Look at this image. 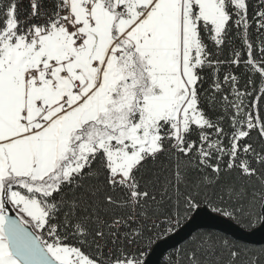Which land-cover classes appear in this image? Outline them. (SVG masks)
Returning a JSON list of instances; mask_svg holds the SVG:
<instances>
[{
	"label": "snow or ice",
	"instance_id": "6c2138e0",
	"mask_svg": "<svg viewBox=\"0 0 264 264\" xmlns=\"http://www.w3.org/2000/svg\"><path fill=\"white\" fill-rule=\"evenodd\" d=\"M249 7L30 0L21 19L18 0H0V264H145L128 246L179 224L159 220L163 205L198 208L223 174L240 183L222 186L231 210L213 211L264 225V0ZM161 157L157 194L145 172ZM240 254L206 238L187 259Z\"/></svg>",
	"mask_w": 264,
	"mask_h": 264
},
{
	"label": "trees",
	"instance_id": "16d2710c",
	"mask_svg": "<svg viewBox=\"0 0 264 264\" xmlns=\"http://www.w3.org/2000/svg\"><path fill=\"white\" fill-rule=\"evenodd\" d=\"M20 1L21 0H18L19 14H20L21 19H23V17H25V15H27L28 11H30V6H29L28 1L26 0L25 8L21 9V5H19ZM249 4H250L249 13L251 16L254 12V9L256 8L257 0H249ZM23 13L25 15H23ZM251 33H252L253 39H255L256 33H255V26L254 25L251 29ZM238 43H239V41H237V44ZM224 56L225 57L228 56V49L227 48H225ZM233 71L236 72L237 74H239V70L233 69ZM247 79H248L247 76L242 77V79L240 81L241 86H243L245 84ZM207 86L208 85L205 84V87H207ZM259 104H260L261 108L264 109V99L260 100ZM254 137H255V134H254ZM167 164H168V162L166 160H164L163 157H161L155 164H153V162L151 160H149L147 163L145 178L146 179H152L153 174H156L155 178L158 182L154 184V188L157 191V194L160 191V187H161L163 181L170 174L169 169L167 167H165V165H167ZM199 175H200L199 173H191L188 177V180H189L188 187L182 188V190L183 191H192L193 190L192 185H193L194 181L196 180L197 176H199ZM233 182L240 183V181L238 180L235 173L223 174L220 182L218 184H216L215 186H208L206 189L201 188L200 196H199V207L207 206L209 209H211L213 211L214 207L220 206V207H225L227 210H231L227 206V204H221L219 197L221 195L222 186H225V185L233 183ZM158 198H159V196H158ZM225 200L227 201V197H225ZM196 209H194L192 211H186L182 204L179 207V209H177L175 204H174V201H169L163 205L162 215L159 217V220L164 219L166 216H172L173 219L178 218L180 221L179 222V228H180L183 224H185L191 218L192 214L194 213V211ZM177 211H179V213H180L179 217H176V215H175V213ZM213 212L220 214V215H223L222 212H216V211H213ZM228 218H230V217H228ZM230 219L233 220L234 222H236L237 224H239L240 226H242L243 228L248 229V230H251V229L260 225L259 223L252 224L250 222L251 218H249V217H241L238 219L237 218H230ZM159 220L157 222H159ZM148 226L151 227V221L148 222ZM133 227H135V225H133ZM158 232H159V229L158 230L152 229V232H150V233L146 232L145 238H142L139 241V243L135 244L134 246H132V245L128 246L129 250H138V248H140V249L145 248L146 244H147V246L149 245L148 240H147V236L152 237V240H151V242H152L153 240H156L158 238ZM206 238L210 239L213 242L227 239L231 244H235L238 248H240L241 254H240V257L237 261V264H248V262H250L252 260V258H255L256 264H264V245L247 244V243H244L242 241L235 240L232 237H230L224 233H221L219 231L212 230V229H201V230L197 231L190 239H188L186 242H184L182 245H180L177 249L173 250V255H172L171 259H169L168 263L170 262L171 264H177L176 258L179 255V257H180L179 264H188L187 254L189 253V251L195 249L197 247V245L200 244L201 242H203ZM111 246H112L111 244L108 245V247H111ZM117 247H119V244L117 245ZM244 248L249 249V251H247V252L243 251ZM104 251H105V254L107 255L108 248L106 247L104 249ZM219 252H220V250L217 249V254H219ZM224 258L227 259V256L225 255Z\"/></svg>",
	"mask_w": 264,
	"mask_h": 264
},
{
	"label": "water",
	"instance_id": "95a60500",
	"mask_svg": "<svg viewBox=\"0 0 264 264\" xmlns=\"http://www.w3.org/2000/svg\"><path fill=\"white\" fill-rule=\"evenodd\" d=\"M10 214L15 215L10 211ZM201 229H212L235 240L252 245H264V225L245 229L230 218L217 214L207 206L197 208L191 218L174 234L157 241L145 259V264H161L163 256L190 239Z\"/></svg>",
	"mask_w": 264,
	"mask_h": 264
},
{
	"label": "built area",
	"instance_id": "2783aa9c",
	"mask_svg": "<svg viewBox=\"0 0 264 264\" xmlns=\"http://www.w3.org/2000/svg\"><path fill=\"white\" fill-rule=\"evenodd\" d=\"M27 1H28V3H29V6H30V0H27ZM25 3H26V0H21V1L19 2V5H21V9H24V8H25V6H26ZM23 15H25V14L23 13ZM25 16H26V15H25ZM23 18H24V17H23ZM177 226H179V224L176 225V226L173 228V230L169 233V232L166 231V229L169 227V225H167V224H161V227H160L159 232H158V238H157L156 240H153V242H151L147 247L142 248V249L138 248V250L144 251V252L146 253L145 259H146V257L148 256V254L150 253V251H151L152 247L154 246V244H155L157 241H159V240H161V239H163V238H166V237H168V236L174 234V233L177 231ZM172 255H173V250L167 252V253L163 256V258H162V260H161V264H171L170 262L168 263V261H169V259H171ZM176 259H177V258H176Z\"/></svg>",
	"mask_w": 264,
	"mask_h": 264
},
{
	"label": "bare ground",
	"instance_id": "6f19581e",
	"mask_svg": "<svg viewBox=\"0 0 264 264\" xmlns=\"http://www.w3.org/2000/svg\"><path fill=\"white\" fill-rule=\"evenodd\" d=\"M180 228H179V226H177V231L179 230ZM153 242V241H152ZM147 245V244H146Z\"/></svg>",
	"mask_w": 264,
	"mask_h": 264
},
{
	"label": "rangeland",
	"instance_id": "374dc122",
	"mask_svg": "<svg viewBox=\"0 0 264 264\" xmlns=\"http://www.w3.org/2000/svg\"><path fill=\"white\" fill-rule=\"evenodd\" d=\"M11 211V210H10ZM12 212V211H11ZM12 213H14V212H12ZM15 214V213H14Z\"/></svg>",
	"mask_w": 264,
	"mask_h": 264
}]
</instances>
